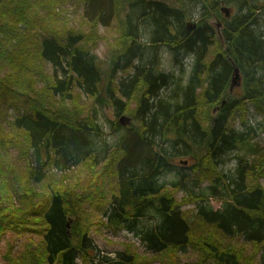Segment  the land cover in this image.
I'll use <instances>...</instances> for the list:
<instances>
[{
    "label": "trees",
    "instance_id": "trees-1",
    "mask_svg": "<svg viewBox=\"0 0 264 264\" xmlns=\"http://www.w3.org/2000/svg\"><path fill=\"white\" fill-rule=\"evenodd\" d=\"M239 1L243 3L239 11L226 19L216 0H200L201 19L192 29L184 21L187 10L168 0H0V177L5 182L12 178L10 190L19 202L15 206L8 201L10 205L3 208L10 193L0 187L5 198L0 193V237L5 230L19 229L21 214L27 215L35 204H41L44 227L41 245L32 242L15 255L8 250L7 264H78L79 256L86 263L85 252L91 245L87 218L94 213H87L85 203L96 210L112 205L104 224L114 228L130 229L145 210L157 212L155 225L137 235L160 264H177L173 255L192 245L190 237L196 228L199 234L194 237L205 251V262L264 264V254L262 261L255 258L258 247L264 249V187L256 182L264 178V145L251 143L250 125L248 131L233 128L236 121L246 125L249 105L264 113V31L256 24L261 6L252 0ZM179 2L183 0H175ZM71 3L76 10L82 9L77 23H71L67 12ZM133 8H140L139 16ZM211 10L223 25L220 37L208 20ZM99 24H114L119 42L114 51L109 48L111 57L118 58L114 63L123 61L133 69L118 87L120 96L130 98L133 90L141 92L135 110L140 124L123 134L108 159L106 176L114 177L118 185L108 201L94 182L70 181L74 169L91 168L96 157L90 132L100 133V129L91 116L83 115L79 99L82 88L94 101L104 102L99 95L102 70L92 52L103 38ZM141 29L147 31L149 42L138 39ZM159 44L171 51L184 48L182 56H193L186 84L180 76L157 69L154 56L147 60L149 49ZM173 58L178 62V57ZM46 64L52 66L50 73ZM235 68L242 92L233 99L229 81ZM112 102L118 108L116 114L123 115L120 97H112ZM197 103L205 107L203 118L208 125L203 118L198 120ZM214 103L219 108L210 115L208 108ZM159 139L172 141L168 152ZM193 139L203 141L206 151L193 158L191 168L195 166L199 183L209 181L214 190L221 185L218 195L223 201L214 209L201 194H189L190 199L181 200L193 203L200 197L203 203L188 215L181 208L184 202L173 193L172 188L180 184H164L160 177L174 165L168 157L183 154L180 146ZM11 150L23 159L22 170L12 160ZM239 150L243 152L237 154L235 177L227 178L217 170L216 155ZM43 186L45 195L38 190ZM7 215L13 219H6ZM189 217L194 218V226L188 224ZM241 236L244 243L254 245L252 251L229 245L225 239ZM225 242L229 250L224 249ZM146 263L130 247L119 250L118 259L107 264Z\"/></svg>",
    "mask_w": 264,
    "mask_h": 264
},
{
    "label": "rangeland",
    "instance_id": "rangeland-1",
    "mask_svg": "<svg viewBox=\"0 0 264 264\" xmlns=\"http://www.w3.org/2000/svg\"><path fill=\"white\" fill-rule=\"evenodd\" d=\"M168 1L171 5H182L187 10V15L184 19L186 23L190 22L195 23L196 25L198 24L201 19V10L203 11V4L200 2V0H183V2L179 3H175V0ZM217 2L218 11L220 12L222 18L226 19L231 18L237 11H239V8L243 4L239 0H216V3ZM252 2L253 4L261 6L258 12L259 16L257 18L256 24H258L261 31H264V0H252ZM216 3H213L212 6L215 7ZM208 7L210 8L211 5H208ZM224 8L230 15H227L228 13L225 14L223 10ZM133 9H137V12L135 13L134 11V13H138L139 16L141 13L140 8ZM207 9L208 8L206 6L205 10ZM124 11L122 12L123 14L121 13L120 17L125 15ZM67 12H69L68 14L71 18V23H77L80 20L79 15L80 13H82V9L76 10L74 5H72L71 3L67 5ZM212 12L213 11L211 10L208 17V20L211 22L214 21ZM114 21L115 18L111 20V22ZM98 32L103 36V38L98 41L97 46L92 49V52L98 59L100 68L102 70L99 85V95L104 99V102H101L100 100L94 101V98L88 96L82 88L81 97L79 99V103L84 110L83 115L86 114L91 116L98 124L100 129V133H96L95 131L90 132V143L92 148L91 151L96 157L91 168L79 165L77 170L74 169L75 173L70 176V181H81L82 183H85L86 181L94 182L97 187H101V189L103 190V193L105 194L104 201H108L112 196V192L118 190V185H116L114 177L106 176V173L110 168L108 159L112 156V151L116 147H118V141L123 137V134H125L126 132L128 133L129 131H133L135 128L131 127L132 125L134 127H137V125L140 124L139 119L136 117L135 110L138 107V97L141 92L133 90L131 92L130 98L120 96L118 87H121V82L125 81V79H127V77L133 72V69L131 68L132 66L124 65L123 61L114 63V61L118 58L113 60V58L111 57L110 51H114L117 48L119 42V39L115 40L118 32L114 28V24L109 27L99 24ZM139 33H141V35L138 36L140 42H149L147 31L144 32L141 29L139 32H137V35ZM134 34H136V31ZM111 43H113L114 46H111ZM147 51L148 50H146V53ZM184 52V48H179V50L177 51H171L167 46L159 44L154 46L153 49H149L147 60L151 58V56H154L156 59L155 66L157 69L163 70L165 72H172V74L176 77L180 76L182 78L181 83L186 84L187 77L192 71L193 56L191 54H185L184 56H182ZM173 56L178 57V62H175L173 60ZM133 63H135V60H133ZM45 68L49 73L52 71V66L48 64H46ZM262 72H264V69H261V73ZM74 91L79 92L80 90L74 88ZM241 92V83L238 85H234L231 88V98L236 99V97L239 96ZM198 93L199 91L197 92V94ZM112 97H120V99L122 100L124 110L123 112H121V114L126 116V124H122L124 120L122 121V123H119L120 114H116V109L118 108H115V106L113 105ZM196 106L198 112V120H200L204 117V115H206L205 107L201 104L198 105V103ZM218 107L219 105L217 103L212 104L208 108L209 114L214 115ZM249 111L250 112L247 117L246 125L241 124V121H236L233 124V128H235L238 132L248 131L247 125H250L251 129L249 134L253 135L251 143L255 146L264 145V113H257L253 110V107L251 105H249ZM129 118L130 122L129 124H127ZM204 119L205 118L201 120L202 123L204 125H208V123H206ZM117 123L118 127H116ZM126 127L129 130L126 129ZM124 136H126V134ZM171 142L172 141L168 139H159V143L161 144V146H164L167 152L171 148ZM184 144L185 145L180 146L183 154L175 156L170 155L168 157V162H173L174 164H176V167L174 168V165H171V169L162 172L163 175L161 174L162 176L160 177L161 182H164V184L167 185H171L172 183L180 184L178 188H172L174 189L173 193L179 202H184V204L181 203V208L186 209L188 215H192L195 212L196 206H198L200 203H203V201H200V197H198V201H195L193 203L186 200H181L183 197H185L186 199H190L191 197L189 194H201L204 202L210 203L214 209L219 208L223 201L222 198L218 195L219 190H221V185H217V189L214 190L211 188V184L209 181H202L199 183V176L197 171H195V166L194 168H191L193 167V158L206 151L205 143L203 141L193 139L187 140ZM242 152L243 150L232 153H217L215 158L217 161V170L221 173H224L225 177L227 178H232L231 176L235 177V167L237 166V162H239L240 160L237 154L239 153V155H241ZM17 154L18 153L16 150L10 151L12 160L14 159L17 162L16 167L19 170H22L21 168H24L25 163L23 159L17 158ZM180 160H186L188 162V166H180L185 165L183 163H180ZM103 169L105 172L102 176ZM54 171L55 170L53 169L52 172ZM60 174L61 172L58 171V175ZM76 175H78L80 179L77 178ZM3 177H5V174ZM256 182L261 183L264 187V178H261L260 180L258 179ZM230 184L231 186H234V182L232 181V179H230ZM0 185L3 186H0L1 188H3V193L8 190V192L10 193V198L3 201L4 205L2 207L4 208L5 206H9L10 204L7 203L8 201H11L15 206H19V202L14 196L13 191L10 190V187L13 186L12 178L5 182V180L0 177ZM39 189L44 190L43 195L46 194L45 186H43L42 188L38 187V190ZM167 191L171 193V191ZM3 193L1 199H5L3 197ZM225 199L226 197H224V200ZM91 206H89L87 203L84 204L87 213H94L93 217L87 218V222L89 224L88 236L90 237L91 245L87 248V252H85L87 262L85 263L82 260V257L79 256L77 258L78 264H107L115 259H118L119 250L130 247H132L146 259V264H160L154 254L145 250L146 248L144 244L141 243V240H139V237L137 235V232L139 230H146L155 225V223L159 219V215L157 212H155L154 210H145L143 217L138 219V221L134 224V226L132 225L130 229L126 227L114 228L112 226L107 227L104 224L108 222V216L112 211V205H108L104 208H102L103 205H101L97 210L93 206ZM40 208L41 204L33 205L31 208L27 209V215L25 213L21 214L19 218L21 219V221L18 223V226H16V228L19 229H17L16 231L5 230L2 233L0 237V264H7L6 253L8 250H11V253L15 255L18 252L22 251L25 247L27 248L29 244H33L32 242H37L35 243V245L37 246L41 245V229H44V227L41 225L42 221L40 219ZM6 211L9 212V208L6 209ZM6 219L12 220L13 217L11 215H7ZM189 223L193 226L195 225L193 217L188 218V224ZM198 234L199 228H196L192 232L193 237H190L192 245H186L182 248H179V250L175 252L173 257L177 264H202V262H204V264H213L212 261H204L205 251L201 247H199V245L196 243L197 239H195L194 237ZM225 239L226 242L229 243V245L231 244L241 247L245 252H250L254 248V245L251 242L244 243L241 240L243 239L242 236L241 238L225 237ZM226 242L224 246H222L224 247V249L229 250V246L227 247ZM34 252L32 253V256ZM263 254L264 249L262 247H258L255 253L256 260L262 261Z\"/></svg>",
    "mask_w": 264,
    "mask_h": 264
},
{
    "label": "water",
    "instance_id": "water-1",
    "mask_svg": "<svg viewBox=\"0 0 264 264\" xmlns=\"http://www.w3.org/2000/svg\"><path fill=\"white\" fill-rule=\"evenodd\" d=\"M225 14H227V10L224 8L223 9ZM222 10V11H223ZM229 15V13L227 14ZM212 17L214 18L213 20L214 21H210V23L213 25V29L215 30V32L219 35V37L221 36V29L223 27L222 23L220 22V20L213 14ZM195 23H187V27L188 28H194L195 27ZM240 84V77H239V72H238V69L235 68L231 77H230V84H229V90L231 91V88L234 86V85H238ZM125 119L123 124H126V116L125 115H121L120 118H119V121L122 122V119ZM130 122V118H129V121L127 122V124ZM186 160H180V163H183V164H186Z\"/></svg>",
    "mask_w": 264,
    "mask_h": 264
},
{
    "label": "flooded vegetation",
    "instance_id": "flooded-vegetation-1",
    "mask_svg": "<svg viewBox=\"0 0 264 264\" xmlns=\"http://www.w3.org/2000/svg\"><path fill=\"white\" fill-rule=\"evenodd\" d=\"M219 108V107H218ZM218 108L216 109V110H218ZM125 120V119H124ZM129 124V123H128ZM172 164H174L173 162H172ZM175 165V167H176V164H174ZM179 166V165H178ZM180 166H184V167H187L188 166V162H187V164H185V165H180Z\"/></svg>",
    "mask_w": 264,
    "mask_h": 264
},
{
    "label": "bare ground",
    "instance_id": "bare-ground-1",
    "mask_svg": "<svg viewBox=\"0 0 264 264\" xmlns=\"http://www.w3.org/2000/svg\"><path fill=\"white\" fill-rule=\"evenodd\" d=\"M226 8V7H225ZM227 9V8H226ZM238 72H239V70H238ZM124 120V118L122 119V121ZM122 123V122H121ZM123 124V123H122Z\"/></svg>",
    "mask_w": 264,
    "mask_h": 264
}]
</instances>
